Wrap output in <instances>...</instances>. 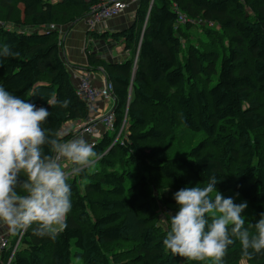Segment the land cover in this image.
Instances as JSON below:
<instances>
[{"label":"trees","instance_id":"obj_1","mask_svg":"<svg viewBox=\"0 0 264 264\" xmlns=\"http://www.w3.org/2000/svg\"><path fill=\"white\" fill-rule=\"evenodd\" d=\"M97 2L0 0V49L19 53L0 57V86L48 108L42 128L65 140L74 135L64 134L67 125L92 113L77 94L60 33L43 28L63 23L71 32ZM180 14L187 23L178 25ZM198 22L209 39L200 45L190 32ZM90 35L127 53L121 62H107L86 51L89 64L103 67L113 84L115 131L95 142L97 168L68 176L67 227L54 237L35 235L36 225L16 232L0 263L213 264L166 251L171 217L165 229L160 214L162 205L177 204L174 193L204 187L212 176L219 192L250 203V232L264 213V0H140L128 27ZM162 124L202 139L185 157L160 158L150 146L164 139ZM222 264H264V252L245 256L235 241Z\"/></svg>","mask_w":264,"mask_h":264},{"label":"clouds","instance_id":"obj_2","mask_svg":"<svg viewBox=\"0 0 264 264\" xmlns=\"http://www.w3.org/2000/svg\"><path fill=\"white\" fill-rule=\"evenodd\" d=\"M18 55L8 46L0 49V57ZM47 103L50 106L52 101ZM68 104L65 100L61 106ZM49 116L48 108L37 107L0 86V225L14 233L33 225V233L41 237L63 231L72 208L68 176H80L99 159L93 144L84 137L65 140L61 132L49 134L43 129L41 125ZM65 162L72 166L70 173ZM217 182L212 176L204 187H186L174 193L179 210L170 215L163 240L166 251L214 264H222L235 241L245 256L264 252V213L250 232L242 215L247 202L236 204L233 198H225L215 187Z\"/></svg>","mask_w":264,"mask_h":264},{"label":"rangeland","instance_id":"obj_3","mask_svg":"<svg viewBox=\"0 0 264 264\" xmlns=\"http://www.w3.org/2000/svg\"><path fill=\"white\" fill-rule=\"evenodd\" d=\"M76 15H80V12H77ZM120 18L126 20L125 17H120ZM127 22H129V24L131 23L130 20H128V19H127ZM81 24H84V22L81 21L73 27V29L71 30V34L69 33L70 35H68L69 41L71 39H73V40L75 39L74 36L72 38V31L74 33H76V32L80 33L81 26H79V25H81ZM197 24L198 25H195V27L190 30V32L192 34V37H191L192 40L191 41L200 45L202 42H208L209 39L202 33L201 29L198 28V27H201L202 25H205V23H203V22L199 23L198 22ZM55 26H57L59 28L64 27L63 30L65 33L67 32V29L71 27L70 24H63V23L55 24ZM60 26H62V27H60ZM125 28L126 27H122L121 30H123ZM104 32L105 31H103L101 33H104ZM86 33H87V35L85 38H84V34L80 33L81 38H84V39L82 41H80V43L77 45L76 50H75L74 46H71V44L65 43V45H64V42H62V45H61L62 56L65 59V62L69 65L70 70L75 68L73 66V64H74V65H77L78 67H84L85 68L84 70L89 71L90 74L93 73V74H96L98 76H101L102 78H103V76L107 78L103 67L91 66L89 64V62L87 61V56H86L87 52L86 51L87 50L92 51L101 60L110 62L112 60H116V58H114V57H116V56L120 57L121 56L122 48L119 46L118 43L116 44V47H115L114 43L110 39L109 40H94L93 37L90 35L91 32H88L87 29H86ZM68 40H67V42H69ZM111 48H113V49H111ZM73 49L76 52V54L71 53ZM68 56H69V58H68ZM70 56H71V58H70ZM80 124L81 123L68 124L64 134L65 135L70 134V133L74 134L80 128ZM168 127H169L168 125H164V124H162L160 126L161 130L165 133L164 139L162 141L152 143L150 146L151 151L157 150L156 156H160V158L172 159V158H177V157H185L187 155V153L193 147H195L202 139V135H194L193 133L187 131L183 127H178L175 130H172L171 128H168ZM123 131H124V127L122 128V130L118 134L116 141L122 140L121 136L123 134L122 133ZM76 135H78V134L76 133L75 136ZM75 136H73L71 139H73ZM98 139L99 138H95L94 142L98 141ZM68 164H69L68 162H65V170L67 172H70L72 166L71 165L67 166ZM95 168H97L96 164H95V166H93L91 168L90 171H93ZM165 193L166 192H163L162 195H164ZM222 194L225 198H228V197L233 198L234 202L236 204H240V203L246 201L240 195L234 193L233 191H226V192H223ZM246 202L248 204V207H247V209H245V211L242 213V215L244 216L245 221H249L254 216V212H253V209H252L250 203L248 201H246ZM178 210H179V206L177 204L174 205L171 209L164 207L162 205V210H161V214H160V224L165 229H167L168 218L170 217V215H174L176 212H178ZM6 233L13 235L16 232L14 233V232L10 231L6 225H0V238ZM75 261L77 262V264H83L82 260H75ZM204 262L209 263V262H213V261L206 260ZM213 264H214V262H213Z\"/></svg>","mask_w":264,"mask_h":264},{"label":"built area","instance_id":"obj_4","mask_svg":"<svg viewBox=\"0 0 264 264\" xmlns=\"http://www.w3.org/2000/svg\"><path fill=\"white\" fill-rule=\"evenodd\" d=\"M140 0H98V2L91 8L89 14L82 21L86 26L88 32L101 33L108 28L109 22L120 18L128 17L134 19L136 10L138 8ZM188 22V18L180 14L178 25H183ZM210 27H214V24L209 23ZM64 27L59 28L55 25L47 26L43 28L44 31H58L60 33V38L63 40L66 33L63 30ZM114 46H116V43ZM121 59H119L120 62ZM74 79L77 80V94L79 97L84 99L92 116L86 122L80 124V128L73 136L77 133L76 137H84L88 142L95 145V138H100L103 134L110 131H115V120L116 116L114 113V108L105 113L100 112V103H106L109 101L114 102L113 96V84L108 80H105L102 86H95L91 83L90 78L86 76H80L74 74ZM115 103V102H114ZM115 105V104H114ZM100 112V113H98ZM97 142V141H96ZM21 238V237H20ZM12 236L9 233L4 234L0 238V256L11 246ZM20 240L14 250V253L19 245ZM12 254V257L14 255Z\"/></svg>","mask_w":264,"mask_h":264},{"label":"crops","instance_id":"obj_5","mask_svg":"<svg viewBox=\"0 0 264 264\" xmlns=\"http://www.w3.org/2000/svg\"><path fill=\"white\" fill-rule=\"evenodd\" d=\"M126 18V20L125 19H119V18H117V19H115V20H113V21H111V22H109V25H108V28L106 29L107 31H109V32H114V31H119V30H121V28L122 27H128L130 24H129V22H127V19L128 20H130V22H132V20L133 19H130V18H128V17H125ZM83 25V26H82ZM79 26H81V28H80V33L81 34H84V38L86 37V35H87V33H86V26L84 25V24H81V25H79ZM78 27V26H77ZM76 28V27H75ZM106 32V31H105ZM80 33H74L73 31H72V38H73V36H74V40L73 39H71L70 41L68 40V35H70L71 34V32H70V34L67 32L66 34V37H65V39H64V45H65V43L67 44H71V46H74L75 47V50H76V47H77V45L80 43V41H82L84 38H81V34ZM71 37V36H70ZM67 40L69 41V42H67ZM121 48H122V52H121V56L120 57H114V58H116V60L117 61H119V59H121L120 60V62L121 61H123V60H125L126 58H127V53H125L124 51H123V46L122 45H119ZM116 47V46H115ZM111 49H113V48H111ZM116 49V48H115ZM71 53H75L76 54V52L74 51V49L72 50V52ZM68 58H69V56H68ZM70 58H71V56H70ZM85 62V61H84ZM73 66L75 67L74 69H71V73H72V76H74V74H76V75H80V76H86V77H89L90 78V81H91V83L93 84V85H95V86H102L103 84H104V76H103V78L101 77V76H98V75H96V74H93V73H89V71H87V70H84L85 68L84 67H78L77 65H74L73 64ZM114 102H112V101H109V102H106V103H100V112H102V113H105V112H107V111H110L111 109H113L114 108ZM100 112H98V113H100ZM92 116H95L94 114H92ZM67 166H70V164H68Z\"/></svg>","mask_w":264,"mask_h":264},{"label":"water","instance_id":"obj_6","mask_svg":"<svg viewBox=\"0 0 264 264\" xmlns=\"http://www.w3.org/2000/svg\"><path fill=\"white\" fill-rule=\"evenodd\" d=\"M70 30V29H69ZM106 32H104V33H109V31H107V30H105ZM70 32V31H69ZM68 32V33H69ZM105 80H107V78L105 77ZM114 108H115V106H114Z\"/></svg>","mask_w":264,"mask_h":264}]
</instances>
